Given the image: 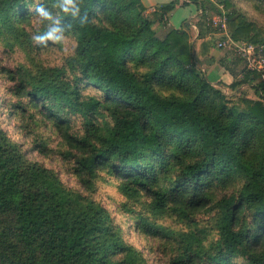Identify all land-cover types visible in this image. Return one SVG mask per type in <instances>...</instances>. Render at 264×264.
Here are the masks:
<instances>
[{
	"label": "trees",
	"instance_id": "trees-1",
	"mask_svg": "<svg viewBox=\"0 0 264 264\" xmlns=\"http://www.w3.org/2000/svg\"><path fill=\"white\" fill-rule=\"evenodd\" d=\"M59 3L0 0V41L28 58L0 65L16 100L1 104L18 116L25 137L50 125L58 156L82 191L30 161L0 127V264H152L132 234L159 264H264V70L248 71L244 63L239 74L256 99L233 98L220 89L242 86L233 64L220 60L217 79L195 68L190 23L155 35V21L166 25L187 4L202 12L203 0H172L149 17L140 0H79L75 18ZM217 3L229 10L228 36L261 48L264 57L255 23L233 0ZM38 8L59 20L62 41L33 39L52 25ZM197 30L198 38L210 32L201 23ZM64 40L72 49L62 64L43 65L40 54ZM30 150L48 154L43 139ZM104 176L119 181L130 204L145 198L147 214L127 202L116 215L106 209L95 198ZM207 212H214L212 228H190ZM125 214L134 216L128 229ZM148 214L189 228L163 226Z\"/></svg>",
	"mask_w": 264,
	"mask_h": 264
},
{
	"label": "rangeland",
	"instance_id": "rangeland-1",
	"mask_svg": "<svg viewBox=\"0 0 264 264\" xmlns=\"http://www.w3.org/2000/svg\"><path fill=\"white\" fill-rule=\"evenodd\" d=\"M233 3L236 6V10L238 13H242L246 16L248 20H250L252 23H255L256 27L258 28L260 32V36L264 39V6H257L255 0H233ZM163 5V4H162ZM190 4H187L188 6ZM194 5V4H193ZM160 6V5H159ZM202 12L198 9L196 5H194L195 10H199V13L196 14L195 19L190 23V36L192 39V45L196 46V43L200 44L202 42V45H204L205 51H212L211 49H215V52H221L225 51V55H218L215 56V58H219L218 61H216V64L221 60L223 65H227L232 67L231 65H234L235 72L237 73V76L235 77L234 81H241L242 85L237 90H230L226 86L220 87L222 92H224L227 96H231L233 98H239V97H245L248 99H256V96L254 94V91L251 89L250 85H246L245 82H243L242 74H239L240 71L244 68V62L240 59V57L234 53L233 51H227V50H220L216 47V44L219 40L218 36L214 34V32L208 27H206L205 17L207 16H216L221 13L220 5L217 3V0H207L202 3ZM157 8V5L153 8H148L143 13L144 17H149L154 10ZM222 11L227 15L229 13V10L222 7ZM203 13V14H202ZM201 15V17H200ZM168 17L166 18V25L164 24H158V22H154L152 29L155 31V35L157 37H163L167 30L169 28H172L168 25ZM185 23L188 25V21H183L180 23V28L185 25ZM201 23L203 25V31H210L209 33H206L205 38H198V30H197V24ZM206 31H205V30ZM200 40L199 42H197ZM72 49V43L70 40H64V43L61 47H54L51 50L40 54V61L43 65L53 67V66H59L62 64L63 59L71 52ZM196 53V51L194 50ZM194 53V54H195ZM208 51V56H209ZM264 58V57H263ZM196 61V60H195ZM229 61V62H226ZM18 63L27 64L28 58L25 57L24 53L19 50H5V47L3 45V42L0 41V65L5 68H13ZM212 63H215V61H212L210 59H206L205 61L196 62L195 68L198 72L203 73L207 76L208 72L211 70ZM246 67V66H245ZM264 80V77H263ZM232 82V80H231ZM229 82L228 84H230ZM10 83L7 81L6 77L0 74V127L8 133L12 141H14L17 144H20L23 146V149L26 151H29L27 153V157L30 161L36 162L45 168L51 169L58 173L61 182L68 188L77 189L79 191H82L79 184L74 180L72 176H70L67 173L66 166L62 163L60 156H58V151L62 149V147L59 145V140L55 134V132L52 130L50 125L48 127H40L39 129H34L35 131L33 134L29 135L28 137H25L23 135V132L19 129V125L21 123L18 116L11 117L8 116L5 113V109L2 107V99L6 98L8 103L10 105H15L16 100L11 96L10 92ZM12 107V106H11ZM43 139V142L47 146V155L42 156L35 152H32L30 150V145L33 140H41ZM119 181L115 180L111 176H104L102 181L98 184L97 187V193L95 195V198L100 201V203L108 209L112 214H115L119 211L118 206L119 204H122L124 202H127L129 206L133 209H135L136 212H141L144 215L147 214L148 204L147 200L145 198H136L137 201L133 204H130L125 198L120 195L118 191ZM118 210V211H117ZM149 215V214H148ZM213 215L214 212H207L202 213L198 215L197 217L192 219V225H190L192 229H202L204 230L205 227L212 228L213 224ZM150 216V215H149ZM127 217H130V220L126 222L124 225L126 229H128L129 225H131L134 220V216H128L125 214L124 216H121V220L126 219ZM151 217V216H150ZM152 220H154L156 223L161 224L166 227H170L175 230H181L186 231L189 227L186 224L179 223L175 221L172 218L169 217H161L157 216L155 218L151 217ZM127 220V219H126ZM206 231V230H205ZM207 232V231H206ZM207 239L208 240H215V234L212 231V234L210 235L209 232H207ZM131 241L136 244L137 247L143 250L144 256L150 259V262L152 264H159V261H153L154 257L149 254L148 248L145 246V243L139 238L136 234H132Z\"/></svg>",
	"mask_w": 264,
	"mask_h": 264
},
{
	"label": "built area",
	"instance_id": "built-area-1",
	"mask_svg": "<svg viewBox=\"0 0 264 264\" xmlns=\"http://www.w3.org/2000/svg\"><path fill=\"white\" fill-rule=\"evenodd\" d=\"M221 14L205 17L206 27L214 31L219 38L216 47L220 50L233 51L245 63L248 71H263L264 58L261 55V48L245 41L235 42L227 34L226 16L220 6Z\"/></svg>",
	"mask_w": 264,
	"mask_h": 264
},
{
	"label": "crops",
	"instance_id": "crops-1",
	"mask_svg": "<svg viewBox=\"0 0 264 264\" xmlns=\"http://www.w3.org/2000/svg\"><path fill=\"white\" fill-rule=\"evenodd\" d=\"M142 5L145 7V9L148 8H153L154 6H159L162 4H167L169 2H171L172 0H140ZM199 13V10H195V7L193 4H190L188 6H184V7H176V9L169 15L168 18V25L172 27V29H180V23L183 21H188L189 23H191L193 21V19H195L196 14ZM192 20V21H191ZM192 26V24H191ZM200 40H198L197 42H199ZM204 45H202V42L199 44L196 43V46H194V50L196 51V53L194 54L195 56V60L196 62H200V61H205L206 59H210L212 61H215V63H212V67L211 70L208 72L207 76L209 77H213L215 79L219 78L222 76L223 69L219 68L218 64H216V61H218L217 58H215V56H217L216 54L220 55H225V51H221V52H215V49H211L212 51H209V56H208V51H205L206 49H204ZM227 62V61H226ZM228 79V78H227ZM226 79V80H227ZM225 80V81H226Z\"/></svg>",
	"mask_w": 264,
	"mask_h": 264
},
{
	"label": "clouds",
	"instance_id": "clouds-1",
	"mask_svg": "<svg viewBox=\"0 0 264 264\" xmlns=\"http://www.w3.org/2000/svg\"><path fill=\"white\" fill-rule=\"evenodd\" d=\"M59 8L66 15H70L75 18L80 12L79 0H60ZM39 17L43 20H48L52 22L47 32L44 35H35L34 40L43 43L45 40H51L55 42L62 41L64 37L60 35L62 29L59 27V20L54 19L52 15L46 11L44 8L37 9ZM86 17H82L81 21L84 22Z\"/></svg>",
	"mask_w": 264,
	"mask_h": 264
}]
</instances>
